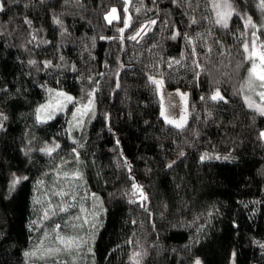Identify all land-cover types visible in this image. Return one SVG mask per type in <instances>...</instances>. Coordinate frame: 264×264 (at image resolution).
Wrapping results in <instances>:
<instances>
[{
    "label": "trees",
    "instance_id": "trees-1",
    "mask_svg": "<svg viewBox=\"0 0 264 264\" xmlns=\"http://www.w3.org/2000/svg\"><path fill=\"white\" fill-rule=\"evenodd\" d=\"M217 3L0 0V264H46L36 253L90 192L101 215L84 264H264V115L240 90L262 0H228L227 27ZM152 75L187 91L183 127L161 116ZM48 86L93 101L79 145L64 113L36 121ZM62 181L63 210L46 213L38 198Z\"/></svg>",
    "mask_w": 264,
    "mask_h": 264
},
{
    "label": "rangeland",
    "instance_id": "rangeland-1",
    "mask_svg": "<svg viewBox=\"0 0 264 264\" xmlns=\"http://www.w3.org/2000/svg\"><path fill=\"white\" fill-rule=\"evenodd\" d=\"M233 11L234 10L232 7V13ZM249 19L251 20V24L248 23L249 37L245 44L251 46L252 43L255 42L257 49L260 50L261 46L264 45V6H261L259 9L257 19L249 16L247 22ZM247 61V71L240 84V90L245 103L247 105L249 102L253 103L254 106L250 108L257 111L255 106L258 105L264 107V100H262L257 94L261 91H264V89L259 88L256 84H253L252 87H249V69L251 68L252 64L251 61ZM151 79L152 81H162V84L159 86H157L155 83L154 84L157 93L162 100L161 113L163 112L164 115L161 114V116L163 119L166 121L167 117V120L176 122L183 120L184 124L186 121L185 118H187L188 114L187 91L181 88H168L165 85L163 79L158 75H152ZM47 91V98L45 102L41 103L35 109L36 121H45L49 119V117H53L58 113H64V116L67 120L68 132L76 144L79 145L83 139L85 128L94 114L93 101L91 108L88 109L85 114L81 115V113L77 112V110L81 109L83 111L84 106L88 105L89 102L85 105H77L74 102V98L71 94L53 86H48ZM60 93H63L64 95H59ZM65 96L72 97V101L68 102L65 100ZM171 124L175 125V123ZM261 132H264V127L262 128ZM262 139L264 140V138ZM75 155H78L77 149L75 150ZM78 175V170H76L69 176L71 178H78ZM55 178H53L54 182H56ZM68 188L69 185L67 184V181L52 183V200L50 199L49 195L46 196L44 194V199L39 197L37 202L38 204L40 202L44 205L41 207L46 211V213H49L51 208L52 213L56 210L63 209V194L67 192ZM46 190L48 192V189ZM64 199L67 201L66 198ZM70 202L76 211L75 215L68 216L67 219L71 227L69 226V228H66L63 232H58L62 225L57 224L55 228H57L56 230L58 235L56 240L58 244L47 247L46 249L36 253L39 258L45 261L46 264H66V261H68V264H84L86 261V252L90 251L91 249L92 240L101 215V199L95 192H90L86 198L81 197L75 200L71 197ZM68 232L69 236H67ZM58 237L64 238L65 240L71 239L75 243L71 248H65V246L60 243ZM57 249H59V251H56ZM230 264H233V259L231 260Z\"/></svg>",
    "mask_w": 264,
    "mask_h": 264
},
{
    "label": "snow or ice",
    "instance_id": "snow-or-ice-1",
    "mask_svg": "<svg viewBox=\"0 0 264 264\" xmlns=\"http://www.w3.org/2000/svg\"><path fill=\"white\" fill-rule=\"evenodd\" d=\"M262 6H264V0H262ZM214 7L218 9L216 23L221 24L223 27H227V20L232 14L231 4L228 3V0H223V3H217L214 5ZM117 18L118 17L116 16L115 8H113L111 12L105 17V19L109 23H111L112 20L117 19ZM152 23H155V21H152ZM247 23L251 24V20L249 19ZM125 26H127V21H125ZM120 31H123V29H121ZM137 35H139V32L137 33ZM135 38H136L135 36L131 37V39H135ZM244 48H245V52H247V56L245 57V59L251 61V64H252L251 68L249 69V80H248L249 87H252L253 84H256L259 88L264 89V45H262L260 50H258L255 45V42H253L251 46H249L248 44H245ZM152 82L155 83L157 86L162 84V81H158V80H153ZM257 94L261 97L262 100H264V91H261ZM59 95H64V94L60 93ZM72 99L73 98L70 96H65V100H67L68 102H71ZM211 99L212 100H223L224 97L220 94L219 91H216L215 94L211 97ZM91 106H92V100H89L88 105L84 106V110L82 111L81 109H78L77 112L83 115L86 113L88 109L91 108ZM248 106L253 107L254 105L253 103L249 102ZM255 107L257 108V111H259L261 115H264V107H261L258 105ZM161 114L164 115L163 112ZM166 122L175 123V126L177 128L183 127V120L180 122H176L172 120H167V117H166ZM260 135L262 138H264V132H261ZM43 150L50 153L53 149L46 148ZM206 158L207 157H201L202 160ZM18 182H19L18 180H14L12 187L14 188L15 184ZM140 195L142 198H145L143 197L142 191L140 192ZM58 239L60 240V243H62L65 246V248H71L75 243L71 239L65 240L64 238H59V237ZM56 251H59V249H57ZM25 255H35V253H25ZM138 256H139V253L134 254V258ZM136 264H139L138 260H136ZM194 264H201V262L199 261V259H197L195 260Z\"/></svg>",
    "mask_w": 264,
    "mask_h": 264
}]
</instances>
